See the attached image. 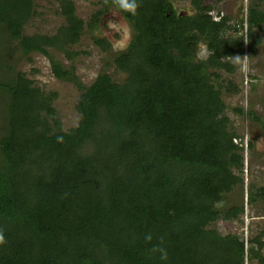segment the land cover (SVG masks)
<instances>
[{"label": "trees", "instance_id": "trees-1", "mask_svg": "<svg viewBox=\"0 0 264 264\" xmlns=\"http://www.w3.org/2000/svg\"><path fill=\"white\" fill-rule=\"evenodd\" d=\"M56 1L64 24L53 34L24 35L33 0H0V25L24 53L76 54L68 46L84 21L72 0ZM189 2L191 14L177 13L171 0H136L135 14L103 3L88 25L110 7L130 25L129 46L113 57L126 78L118 83L101 72L83 86L73 67L51 59L53 74L80 89V118L67 131L54 117L52 95L25 74L0 81L8 94L0 264H244L245 255L264 264V229L245 241L210 227L217 203L244 182L243 142L221 99L222 88L237 87L222 72H233L231 58L260 43L264 12L250 6L245 20L219 11L215 19L211 2ZM95 43L109 46L104 38ZM200 43L203 59L196 58ZM246 116L264 130L252 109ZM247 199L264 200V185L250 184ZM243 211L235 205L224 216Z\"/></svg>", "mask_w": 264, "mask_h": 264}, {"label": "rangeland", "instance_id": "rangeland-1", "mask_svg": "<svg viewBox=\"0 0 264 264\" xmlns=\"http://www.w3.org/2000/svg\"><path fill=\"white\" fill-rule=\"evenodd\" d=\"M75 15L84 21L79 39L71 43L68 48L75 52L67 58L63 52L48 48L50 56L41 52L32 51L24 53L16 40L11 39L4 27L0 25V81H12L19 73L34 81L46 95H52L51 106L55 110L54 117L59 120L61 128L67 131L73 128L80 115L76 109L80 89L74 81L56 77L51 68V59L60 63L65 69L73 67L77 81L83 86H89L101 72L107 73L114 82L122 83L126 73L118 69L113 62L115 54L111 39L113 33L108 30L110 20H119L122 24L130 25L125 21L118 10L110 7L108 11L99 16L95 26L88 23L96 11L103 7L106 0H72ZM214 5L211 14L217 18V11L228 16L231 20H240L246 17L250 6L264 12V0H205ZM35 13L24 25L22 34L33 33L53 34L64 24V17L59 12L56 0H33ZM172 5L179 14L194 13L189 0H171ZM131 29V27H130ZM231 32H228L230 34ZM232 34V33H231ZM260 43L252 53L245 52L241 58L235 56L231 62L235 70L231 73L222 72V78L231 79L237 91L221 89V99L225 105L224 113L229 118L230 126L241 136L244 146L243 185L233 188L222 201L217 203L220 211L219 217L210 224L220 234H238L245 241L264 229V200L258 199L249 203L247 199L250 184L264 185V130L261 124L250 120L246 111L252 109L264 122V23L257 29ZM132 35V29H131ZM96 38H104L109 46L105 49L95 43ZM208 51L204 43L198 45L197 59H203ZM7 101L8 94L0 90V137L7 130ZM243 108L244 115L236 109ZM239 141V139L237 140ZM251 142L252 147L247 146ZM3 159L0 153V165ZM243 205L244 211L236 217L225 218L224 214L232 206ZM244 256V264H257L253 259Z\"/></svg>", "mask_w": 264, "mask_h": 264}, {"label": "clouds", "instance_id": "clouds-1", "mask_svg": "<svg viewBox=\"0 0 264 264\" xmlns=\"http://www.w3.org/2000/svg\"><path fill=\"white\" fill-rule=\"evenodd\" d=\"M115 4H117L121 9L131 12L135 14L137 10L136 0H113ZM108 30L110 33H113V37L111 39V45L113 51H124L131 42V29L128 25L122 24L119 20H110L108 22ZM61 139L62 138H58ZM147 239H151L150 236L146 237ZM4 236L2 232H0V244L4 243Z\"/></svg>", "mask_w": 264, "mask_h": 264}]
</instances>
